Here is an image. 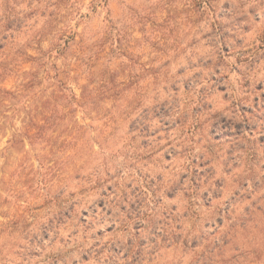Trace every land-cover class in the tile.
Here are the masks:
<instances>
[{"label":"rangeland","instance_id":"1","mask_svg":"<svg viewBox=\"0 0 264 264\" xmlns=\"http://www.w3.org/2000/svg\"><path fill=\"white\" fill-rule=\"evenodd\" d=\"M0 264H264V0H0Z\"/></svg>","mask_w":264,"mask_h":264}]
</instances>
